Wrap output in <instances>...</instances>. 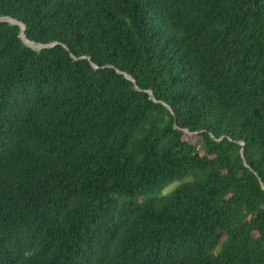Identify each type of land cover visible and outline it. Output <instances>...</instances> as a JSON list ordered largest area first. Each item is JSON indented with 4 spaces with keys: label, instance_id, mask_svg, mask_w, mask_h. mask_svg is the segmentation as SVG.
Listing matches in <instances>:
<instances>
[{
    "label": "trees",
    "instance_id": "trees-1",
    "mask_svg": "<svg viewBox=\"0 0 264 264\" xmlns=\"http://www.w3.org/2000/svg\"><path fill=\"white\" fill-rule=\"evenodd\" d=\"M0 16V264H264V0Z\"/></svg>",
    "mask_w": 264,
    "mask_h": 264
},
{
    "label": "water",
    "instance_id": "water-1",
    "mask_svg": "<svg viewBox=\"0 0 264 264\" xmlns=\"http://www.w3.org/2000/svg\"><path fill=\"white\" fill-rule=\"evenodd\" d=\"M0 21H9L10 23H18L20 26V37H21L22 41L31 48L40 50L44 47H53L57 43V42H52V43L43 44V43L35 42V41H32V40L26 38L25 34H24L25 24L22 22H19L18 20L14 19L10 16H0ZM125 76L128 79L134 81V78L132 76L127 75V74H125ZM150 95L153 98L152 91H150ZM241 155L243 157L242 149H241Z\"/></svg>",
    "mask_w": 264,
    "mask_h": 264
},
{
    "label": "rangeland",
    "instance_id": "rangeland-1",
    "mask_svg": "<svg viewBox=\"0 0 264 264\" xmlns=\"http://www.w3.org/2000/svg\"><path fill=\"white\" fill-rule=\"evenodd\" d=\"M183 139L186 141L194 142L198 140V136L195 135L194 133L186 132ZM176 184L177 182L172 183L169 187L166 188V190L173 188Z\"/></svg>",
    "mask_w": 264,
    "mask_h": 264
}]
</instances>
